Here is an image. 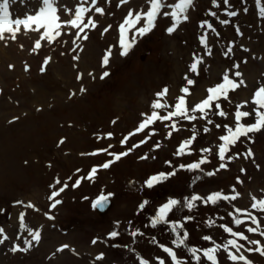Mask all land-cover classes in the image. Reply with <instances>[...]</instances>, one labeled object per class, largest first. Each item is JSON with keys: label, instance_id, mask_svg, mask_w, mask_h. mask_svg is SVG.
I'll list each match as a JSON object with an SVG mask.
<instances>
[{"label": "rangeland", "instance_id": "1", "mask_svg": "<svg viewBox=\"0 0 264 264\" xmlns=\"http://www.w3.org/2000/svg\"><path fill=\"white\" fill-rule=\"evenodd\" d=\"M78 2L58 0L62 19L69 18L63 13L64 7L74 10ZM33 3L35 0H16L10 6L12 18H23L32 13ZM230 3L231 10L239 15L229 18L232 22L225 26L208 15L211 9L217 11L221 19L227 18L223 5L221 9H214L210 0H196L195 8L189 13V21L172 34L166 31L170 26L169 18H159L152 32L137 37L127 56L119 55L118 26L129 9L146 10V0H130L128 5L119 7V0H111V3L100 0L99 6L105 8V15L100 16L94 11L89 13L96 20L97 27L86 30L87 40L77 41L82 51H72L74 36L69 33L74 32L73 29H64L58 42L51 45L42 41V48L36 52L32 51L38 38L36 33L21 32L15 41H0V227L12 238L0 245V264H139L141 257L148 259L150 264H156L157 257L171 264L170 258L158 245L174 247L171 244L174 236L167 225L151 227L150 218L155 210L169 198L183 201L192 194L206 196L220 187L225 188V195L234 194L232 189L235 188L240 197L231 203L220 201L217 205L197 202V208L192 212L184 209L170 214V220L189 215L193 217L185 222V230L190 234L187 245L211 247L210 242L202 239L204 235H210L218 244L232 239L223 232L220 224L240 231L249 226L246 223L238 228L227 213L234 212L235 208L252 211L251 196L264 198V131L251 134L250 140L242 137L235 147L230 146L228 155L235 156L250 148L253 158L226 160L227 168L213 177H206L199 170H180L177 176L151 189L144 185L151 175L174 170L180 164H189L188 155L176 156L174 153L183 140L191 137L193 128L196 140L190 151L194 149L196 153L203 154L201 149L212 148V154L208 156L210 163L203 165L202 169L215 171L221 163L217 155V146L221 143L219 136L226 134L225 124L234 127L236 104L249 101L241 111L254 107L250 103L251 96L259 86L257 82H264V19L258 15L255 0H230ZM245 7L248 8L247 13L242 11ZM204 20L213 24L219 36L199 27ZM236 27L243 33L242 36L237 35ZM105 28L109 30L105 32ZM204 33L208 34L212 49L210 56L199 43V37ZM230 45L233 52L226 57L224 53ZM109 48L112 49V56L109 65L103 67L102 57ZM245 48L249 51H244ZM77 55L79 60H74ZM194 55L203 57L204 61L198 66V74L188 70ZM46 57H51V60L41 73ZM244 60L247 63H243ZM235 63L240 64L239 71L243 73L247 88L230 92V102L219 101L221 108L228 113L227 118L214 114L216 110L213 109L209 112L213 124H207L202 119L191 123L180 120L178 126L181 130L173 132L171 138L166 135L170 129L165 125L172 121H157L144 132L130 137L126 145L120 144L138 126L143 118L141 113L150 114L155 93L164 87L169 88L170 94L166 99L171 104L177 95L182 94L181 87H189L192 93L188 97L189 103L194 105L206 97L208 87L222 82L224 71L230 70V74L235 71L232 68ZM25 65L28 71H25ZM104 71L110 75L101 79ZM77 75H81L82 79L78 80ZM185 75L195 81L194 85L186 84ZM81 88L86 91L81 93ZM160 111L166 115L165 111ZM16 117L19 119L14 120ZM245 122H254V116L242 118L241 123ZM215 124L221 127L216 128ZM204 127L210 131L204 132ZM153 129L155 135L147 143L135 148L109 169L101 168L92 180H82L76 188L71 186L76 179L87 176L92 167L112 159L106 153L96 156L82 153L95 152L109 145H112L109 148L111 152L126 151L146 139V133ZM109 132L112 133L110 139H98ZM60 139H64L65 143L58 146ZM157 143L159 148L155 147ZM144 155L149 158L140 159ZM168 161L171 165L166 163ZM256 165L260 166L259 169ZM242 168L246 172H241ZM77 169L80 171L77 172ZM197 175L201 179L193 183ZM237 177L243 181L238 186L231 182H237ZM57 178L62 184L67 182L69 187L58 197L62 203L53 209L48 199L53 189L49 186ZM228 184L230 186L226 187ZM102 193H112L110 198L114 199V207L105 216L97 215L91 206L92 201ZM145 200L149 203L144 210H140L139 204ZM28 203L34 204L35 208L25 207ZM209 209H213L215 214L210 216ZM20 213L26 214L27 227L41 231L40 243H34L28 253L10 251L12 243L22 245L23 238L31 239L20 227ZM45 213L55 219H47ZM253 214L262 221L261 227L264 228V213L253 211ZM210 219L215 221L211 228L206 223ZM134 230L144 235L133 238L130 232ZM112 231H118L120 235L110 238ZM245 234L264 243V237ZM153 237L157 244L151 242ZM94 239L96 244L92 243ZM65 244L69 247L62 252L56 251ZM175 250L187 264H195L185 249ZM100 254H103V259L98 261L95 258ZM245 255L253 264H264V256L258 253L245 252ZM218 257L221 264H231L222 251ZM201 264L209 262L202 257Z\"/></svg>", "mask_w": 264, "mask_h": 264}, {"label": "snow or ice", "instance_id": "2", "mask_svg": "<svg viewBox=\"0 0 264 264\" xmlns=\"http://www.w3.org/2000/svg\"><path fill=\"white\" fill-rule=\"evenodd\" d=\"M108 3H111V0H107ZM130 0H119L118 7L121 5H128ZM16 3V0H0V41H4L6 39H11L15 41L18 37V34L21 32L27 34L29 32L38 34V38L34 42V46L32 48L33 52L42 48V41L51 45L55 42H58L59 38L64 34V29H73L74 32H70V35L74 36L72 40V44L75 46L72 51H76L80 49L82 51L81 45L77 43L78 40H87L89 37L87 35V31L89 29H95L97 27L96 20L89 15L93 11L103 16L105 15V8L99 6L100 0H79L76 4L74 10L67 6L64 7L63 13L68 15V19H62L61 9L58 4V0H35L33 3L32 13L26 14L23 18L17 17L15 19L12 18V14L10 12V6ZM212 8L221 9L223 5L224 15L227 17L225 19H221L218 15L217 11L209 10L208 15L215 18L218 23L222 26L231 24V19L239 15L237 11L231 10L232 5L230 0H210ZM146 10H134L129 9L127 11L126 16L123 18V21L118 26L119 31V48L120 56H127L130 50L134 47L137 37H143L148 33L152 32L153 29L157 26V21L159 18H169L170 26L167 27L166 31L168 34H172L177 31V29L183 24L189 21L190 19V10L195 8L196 0H175V2H169V0H146ZM255 6L258 9V15L260 18L264 19V0H255ZM244 13L248 12V8H243ZM142 22V24H141ZM140 25V26H138ZM111 26H109L110 28ZM200 28H207L212 33H215L219 36L216 28L213 26L211 22L208 20H204L199 24ZM109 28H105L104 31L107 32ZM131 33V36H129ZM237 35L242 36L243 33L240 31L239 27H236ZM65 43H67L65 41ZM199 43L203 46L207 55H212V49L209 46L208 34L204 33L199 37ZM244 51H249L247 48L243 49ZM233 52V46H229L224 55L227 57ZM112 56V49L109 48L107 52L102 57V66L107 67L109 65L110 57ZM79 56H74V60H79ZM51 57H46L41 66V73L46 70V66L49 64ZM203 57L193 56V62L189 65V71L192 73L198 74V66L203 64ZM243 63H247L246 60L242 61ZM9 67H13L9 65ZM232 68L235 71L226 70L222 74V82L216 83L212 87H208L206 89V97L195 103L194 105H190L188 97L192 95L189 87H181L180 95L175 97L174 103H168L166 97L169 96L170 90L167 87H164L159 92L155 93V99L151 102L150 105V114L149 113H141L143 117L139 122L138 126L135 128L133 132H130L127 136H125L120 144L126 145L130 139V137L135 136L138 133L144 132L146 129L150 128V126L154 125L157 121L165 122L172 121V123L165 125L170 130L167 132V137L171 138L173 132H179L180 126H178V122L180 120L188 121L189 123L196 121L198 119L206 120L207 124H213L211 118H209V112L215 109V113L221 117H228V113L225 112L221 108V103L219 101L221 99L227 100L230 102V92H235L241 87L247 88L246 81L242 78L243 73L239 71L240 64L235 63L232 65ZM28 66L25 65V71H28ZM91 75V73H89ZM110 73L108 71H104L101 75V79L108 77ZM235 77V79L233 78ZM77 79H82L81 75H77ZM186 84L191 86L194 85L195 81L189 78L187 75L184 77ZM258 87L254 90L250 103L254 105L253 108L247 111H241V108H244L249 104L248 100H245L243 103L236 104V110L234 113L235 116V125L231 127L227 124L224 125L226 130V134L219 136V140L221 143L218 144L217 155L221 163L219 167L215 171H204L202 169V165L210 163L208 156L212 154V148H203L201 149L202 153L207 155H202L198 162L189 163L187 165L180 164L178 168L168 171V172H159L158 174L151 175L144 181V185L151 189L155 185L161 184L165 181H168L170 178L177 176L180 170H187L190 172H194L199 170L206 177H213L222 169L227 168V164L224 161H231L233 159H250L254 157V153L249 148L244 153H237L235 156L228 155L231 151L230 146L235 147L236 144L241 140L242 137L251 139V134L260 133L264 131V82L258 81ZM86 89L81 88L80 92L83 93ZM75 95V93H72ZM71 98V97H69ZM166 112V115H162L161 111ZM40 111V109H37ZM200 115L197 116L196 114ZM250 116H254V122L252 123H241L242 118H248ZM19 119L18 117L14 118ZM13 121H9V123H13ZM113 124L116 121H112ZM216 128H220V124H215ZM204 132H209L210 129L207 127L203 128ZM155 135V130L153 129L151 132L146 133V139L140 140L139 143L133 144L131 148H128L126 151H122L119 153L109 151V148L112 145H109L108 148L98 149L95 152L91 153H82L81 155H91L96 156L102 153H106L108 156L112 157V159L107 160L99 166H94L91 168L87 176L80 177L76 179L75 182L71 185L73 188L79 187L82 180H92L97 172L102 169H109L112 164L120 161L123 157L128 156L135 148H139L141 145L148 142L151 137ZM112 137V133H107L105 137H98V139ZM196 140V130L192 129V135L190 138L183 140L174 155L183 156L190 155L191 145ZM65 143L64 139H60L58 142V146ZM156 148H159L160 145L157 143L155 145ZM147 155L141 156L140 159H148ZM154 158V157H153ZM253 162H255L253 160ZM171 165V162L168 161ZM259 169V165H256ZM80 170L77 169V172ZM241 172H246L245 169H241ZM71 179V177H69ZM201 179L200 175L195 176L193 179V183H196ZM237 183L242 184L243 181L237 177ZM58 185H62L57 187ZM53 189L48 196V199L51 201L50 207L55 209L58 205L62 203L58 197L63 193L68 187L67 182H61L59 178L55 180V182L49 186ZM234 194L225 195L220 191L212 192L206 196H201L199 194H192L190 197L183 198V201L180 199L169 198L167 202L162 203L156 210L155 214L150 218V224L152 228H156L159 225H167L170 229V233L174 236L171 241V244L174 247L166 246L164 244H159V248L162 252L167 254V257L170 258L171 264H187V261L181 259L177 255V251L175 249H185L187 253L190 255L192 261L195 264H201L202 257L209 262V264H221V261L218 257L219 252H223L226 254V258L231 264H253V261L245 255V252L248 253H258L260 256H264V243L260 239H250L248 235L245 233H251L254 235H258L260 237H264V228L261 227L262 221L258 218L257 215L253 214V211L257 213H264V198H258L256 195L251 196V210L235 208L234 212L229 211L227 215L232 218L231 222L235 224L238 228L240 226L245 225L246 223L249 225L244 230H233L232 227L227 224H220L219 227L223 229L224 233L229 234L232 239L226 240L223 244L216 243L210 235L202 236L204 241L210 242L212 244L211 247L198 248L195 246L189 247L187 245V241L189 239V232L185 230V222L191 221L193 219L192 216H182L181 219L170 220V214H174L176 212H182L186 209L188 212H192L197 208V202H201L204 205H208L209 203L212 205H217L220 201H227L231 203L232 201H236L240 197V193L236 191L235 188L232 189ZM112 193H108L107 195L101 194L94 201H92L91 206L93 209L104 210L109 203V198L112 196ZM87 199V197H85ZM17 203H23L18 201ZM149 202L147 200L143 201L139 204V209L144 210L146 205ZM27 208H35V205L32 203H28L25 205ZM235 213V214H234ZM25 213L19 214L20 227L24 228L27 232V235L31 237V239L23 238L22 245L21 243H12L10 247V251L12 253H28L33 247L34 243L39 244L41 241V231L33 230L26 226L25 223ZM47 219L53 220L54 216L48 215ZM243 217V218H241ZM224 219V217H221ZM207 226L209 228L215 225V221L208 220ZM120 235L118 231H112L109 233L110 238H116ZM130 235L135 238L137 236H143L144 233L139 232L138 230H134L130 232ZM12 239L7 234H5V229L0 227V245L4 244L6 241ZM16 239H20V237H16ZM152 243L157 244L156 238L153 237L151 240ZM244 242V243H242ZM93 244H96L97 241L94 239L92 241ZM247 245V247H246ZM67 244L61 246L56 251L62 252L64 249L68 248ZM96 260H102L103 254L96 256ZM139 264H150L148 259L139 258ZM156 264H166V261L162 257L156 258Z\"/></svg>", "mask_w": 264, "mask_h": 264}, {"label": "trees", "instance_id": "3", "mask_svg": "<svg viewBox=\"0 0 264 264\" xmlns=\"http://www.w3.org/2000/svg\"><path fill=\"white\" fill-rule=\"evenodd\" d=\"M202 155H205V153H203V154H198V153H196L195 150L193 149V150H191V154L188 155V157H187V161H188V163L198 162L199 159L202 157ZM205 165H206V164H205ZM217 166H219V165H217ZM201 167H203V165H202ZM232 177H233V176H232ZM232 177H231V178H232ZM231 182H232L233 184H237V182H236L235 180H232ZM221 188H223V187H220L219 189H221ZM219 189H218V190H219ZM221 192L223 193V190H222ZM208 214L211 216V215L215 214V212H214L213 209H209Z\"/></svg>", "mask_w": 264, "mask_h": 264}, {"label": "water", "instance_id": "4", "mask_svg": "<svg viewBox=\"0 0 264 264\" xmlns=\"http://www.w3.org/2000/svg\"><path fill=\"white\" fill-rule=\"evenodd\" d=\"M112 201L109 199V203L107 204L106 208L104 210H99V209H96L101 215H105L109 210L110 208L112 207Z\"/></svg>", "mask_w": 264, "mask_h": 264}]
</instances>
